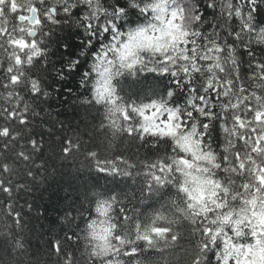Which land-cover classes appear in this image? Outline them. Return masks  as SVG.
I'll list each match as a JSON object with an SVG mask.
<instances>
[{"label": "snow or ice", "instance_id": "snow-or-ice-1", "mask_svg": "<svg viewBox=\"0 0 264 264\" xmlns=\"http://www.w3.org/2000/svg\"><path fill=\"white\" fill-rule=\"evenodd\" d=\"M73 75L76 125L51 111ZM57 160L104 182L42 258L19 201ZM52 258L264 264V0H0V264Z\"/></svg>", "mask_w": 264, "mask_h": 264}, {"label": "trees", "instance_id": "trees-1", "mask_svg": "<svg viewBox=\"0 0 264 264\" xmlns=\"http://www.w3.org/2000/svg\"><path fill=\"white\" fill-rule=\"evenodd\" d=\"M71 45V48L65 53V55H71L77 51L76 45L79 43L78 37L73 33L71 36L66 37ZM63 51V49H61ZM54 59L59 60V56ZM59 67V63H57ZM76 75L65 81H56L53 84L54 88H59L60 93L53 91L51 97V111L53 117H56V113L59 112L58 119L76 125L80 122L81 118L85 116V111L82 108H76V115H73V105L76 103V97L64 89L71 88L73 92L78 91ZM95 115L93 109L88 110L87 119L91 121ZM50 155L51 153H47ZM82 160L83 157H80ZM56 173L54 176L49 177L48 181L41 184L31 194L23 196L19 203L24 205L25 212V235L31 242L33 250H39V254L42 258H46L44 254L47 251V242L53 238V236L59 233L61 236L63 233L59 231V225L57 223V216L59 210L65 205V197L68 195H75L73 188L89 178H99L100 183H103L102 177H97L95 173L91 176L86 168H82L80 163L77 162L73 167L71 162H66L63 167H60V161H56ZM81 168V173H77L76 169ZM51 172L52 169L50 168ZM79 176V179L77 178ZM25 201L33 205V208L29 210ZM49 264H54V258L49 261Z\"/></svg>", "mask_w": 264, "mask_h": 264}]
</instances>
